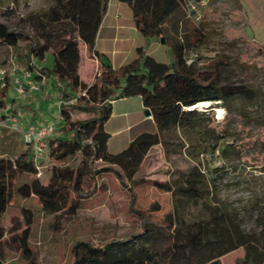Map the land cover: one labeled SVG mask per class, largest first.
<instances>
[{"label": "rangeland", "instance_id": "obj_1", "mask_svg": "<svg viewBox=\"0 0 264 264\" xmlns=\"http://www.w3.org/2000/svg\"><path fill=\"white\" fill-rule=\"evenodd\" d=\"M54 6V0H0V22L22 35L17 48L0 43V68L6 70L5 80L0 82L11 81L8 97L10 101L15 99L13 104L18 100L20 105L30 106L25 113L42 114L60 128L64 121L60 118L61 97L55 79L48 78L47 87L51 90L46 102L36 96L37 92L19 96L12 76L13 73L15 77L24 74L30 61L39 65L30 51L37 47L39 40L44 41L47 32L55 33L58 26L50 14ZM168 25L171 31L168 43L146 37L143 49L148 55L172 65L170 44L177 40L192 42L200 33L203 42H198L186 54L187 63L194 65L196 73L206 76L220 66L223 83H242L264 93V0H203L198 5L186 0ZM80 49L83 52V46L80 45ZM53 63L54 55L50 51L43 66L51 68ZM83 75L92 80L93 69ZM207 102L208 105L195 108L199 116L194 126L161 131L162 142L151 148L132 180L124 177L117 166H109L111 171L96 175L92 182L95 194L84 199L75 216L55 218L43 211L37 197H21L17 187L34 177L21 175L14 182L12 200L1 217L2 224L8 229L14 219L22 222L23 208L31 209L35 220L30 247L36 264H74L73 247L78 242L104 247L142 233L145 219L161 223L163 216L173 210V195L155 183H172L181 171L198 166L207 177L210 194L185 208L187 221L208 217L219 207L235 217L244 239L254 241V249H258L264 242V111L257 101L245 99L227 104ZM126 107L133 112L138 110L134 100ZM141 113L145 115L143 109ZM73 118L84 119L88 115L73 113ZM129 137V130L115 136L109 150L121 152ZM211 146H215L214 151ZM226 146L230 149L223 155L221 149ZM26 149L20 133L0 128V157L15 159ZM80 160L78 154L67 163L75 166ZM95 166L108 165L99 161ZM37 167L36 176L47 182L51 175L48 154ZM161 242L165 244L168 240ZM246 254V246H239L221 256L220 261L238 264ZM253 255L256 257L255 253ZM3 262L30 264L13 247L6 249Z\"/></svg>", "mask_w": 264, "mask_h": 264}, {"label": "trees", "instance_id": "obj_2", "mask_svg": "<svg viewBox=\"0 0 264 264\" xmlns=\"http://www.w3.org/2000/svg\"><path fill=\"white\" fill-rule=\"evenodd\" d=\"M54 1L50 14L58 27L54 29L55 33L47 32L44 41L39 40L37 47L31 49V56L39 65L30 61L29 69L35 72L32 78L35 81L55 79L62 101L60 118L64 124L56 128L49 140L51 175L47 182L36 176L38 169L28 147L15 159L0 157V264L4 263L6 249L12 247L30 264H36L30 247L35 220L33 211L23 208V221L14 219L8 229L1 222L12 200L14 182L21 175L34 176L17 187L21 197H37L43 211L55 218L72 217L79 212L84 199L95 194L92 182L96 175L111 171L109 166H117L124 177L132 180L151 148L162 142V130L196 124L199 111L195 108L199 103L221 101L227 104L245 99L257 101L264 111L262 91L242 83H223L220 66L209 75L201 76L194 65L187 63V52L198 42H203L200 33L192 42L177 40L169 43L174 57L172 65L161 63L140 50L137 59L120 69L104 62L94 81L84 83L78 71L80 42L90 51L95 50L109 0ZM121 1L130 5L135 25L145 37L164 38L166 42L171 32L169 21L186 0ZM187 1L198 5L203 0ZM21 39L22 35L11 30L7 23L0 22V43L17 48ZM50 51L54 63L48 68L43 62ZM10 87V80L3 86L0 84V110L10 105ZM134 96L141 97L157 128L140 133L121 152L112 153L108 148L110 134L105 129L112 115V101ZM189 107L193 108L188 110ZM73 113L87 114L88 118L75 120ZM214 149L215 146H211V150ZM229 149L226 146L221 153L227 155ZM78 154L81 155L80 162L69 165L68 160ZM99 161L108 166L96 168ZM207 182L198 166L181 171L172 183L156 182L159 188L171 191L173 195V210L163 216L162 222L155 224L145 219L142 233L104 247L78 242L73 247L74 264H222L220 257L239 246H246L247 254L238 264H264V242L254 249V241L244 239L232 214L217 207L208 217L187 221L185 208L210 194ZM166 239L168 242L163 244L161 241Z\"/></svg>", "mask_w": 264, "mask_h": 264}, {"label": "crops", "instance_id": "obj_3", "mask_svg": "<svg viewBox=\"0 0 264 264\" xmlns=\"http://www.w3.org/2000/svg\"><path fill=\"white\" fill-rule=\"evenodd\" d=\"M145 44L146 37L136 27L130 5L121 0H109L107 11L97 34L95 50L90 51L86 44L80 43L84 49L83 52L81 51V62L78 69L80 79L86 84H91L104 62H109L114 69L122 68L138 58L140 50L144 51L143 47ZM91 69H93V77L92 80H88L83 73ZM19 77L23 78V74L19 75ZM47 82L48 78L43 84L41 91L37 92L36 95L46 102L49 99L51 90L47 87ZM51 86L53 87V85ZM130 100H134L136 103L137 111L127 110L126 104ZM14 101L15 99L9 100L13 110L25 113L24 111L30 109V106L20 105L18 100L13 104L12 102ZM39 108H41V105H39ZM142 109L146 111L140 96L112 101V115L105 124V129L110 134L108 148L113 138L125 131H130V137L125 140L127 144L124 147H127L134 137L140 133L156 130L157 124L154 122L152 115L150 117L143 115L141 113ZM23 115L26 122L51 123L42 114L39 115L34 111ZM109 151L114 153L111 150Z\"/></svg>", "mask_w": 264, "mask_h": 264}, {"label": "built area", "instance_id": "obj_4", "mask_svg": "<svg viewBox=\"0 0 264 264\" xmlns=\"http://www.w3.org/2000/svg\"><path fill=\"white\" fill-rule=\"evenodd\" d=\"M5 71L6 70L0 68V81L4 78ZM12 76H14V82L17 83L16 91L21 97L34 92H40L46 81L45 78L39 82L33 80L28 70L23 74V78L15 77V73H13ZM0 83H2V86L5 85V82ZM74 101L75 100L72 102ZM61 103L62 101L60 104ZM192 108L193 107H189L187 109L191 110ZM1 127L11 129L21 134L23 142L31 151L36 166H38L44 156L49 153V140L54 136L56 130V125L54 123L26 122L22 112L13 110L10 105L0 110V128Z\"/></svg>", "mask_w": 264, "mask_h": 264}, {"label": "water", "instance_id": "obj_5", "mask_svg": "<svg viewBox=\"0 0 264 264\" xmlns=\"http://www.w3.org/2000/svg\"><path fill=\"white\" fill-rule=\"evenodd\" d=\"M161 41L164 43V42H165V39H164V38H161ZM145 115H146L147 117H150V116H151V111H150V110H146V111H145Z\"/></svg>", "mask_w": 264, "mask_h": 264}, {"label": "bare ground", "instance_id": "obj_6", "mask_svg": "<svg viewBox=\"0 0 264 264\" xmlns=\"http://www.w3.org/2000/svg\"><path fill=\"white\" fill-rule=\"evenodd\" d=\"M209 104V102H203V103H199V105H197L196 107H199V106H205V105H208Z\"/></svg>", "mask_w": 264, "mask_h": 264}]
</instances>
